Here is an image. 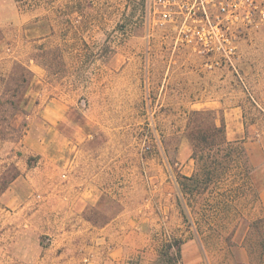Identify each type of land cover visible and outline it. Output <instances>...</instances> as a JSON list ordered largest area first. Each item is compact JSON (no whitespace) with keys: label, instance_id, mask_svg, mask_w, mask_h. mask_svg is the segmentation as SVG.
<instances>
[{"label":"rangeland","instance_id":"rangeland-1","mask_svg":"<svg viewBox=\"0 0 264 264\" xmlns=\"http://www.w3.org/2000/svg\"><path fill=\"white\" fill-rule=\"evenodd\" d=\"M158 8L0 0V125H27L18 143L0 141V188L20 173L0 191V264H89L118 217L113 228L142 231L155 264H264L254 194L233 216L187 220L177 200L179 177L196 171L187 137L200 111L240 137L260 194L264 25L205 45L191 18Z\"/></svg>","mask_w":264,"mask_h":264},{"label":"trees","instance_id":"trees-1","mask_svg":"<svg viewBox=\"0 0 264 264\" xmlns=\"http://www.w3.org/2000/svg\"><path fill=\"white\" fill-rule=\"evenodd\" d=\"M5 103L0 98V105ZM12 110L19 112L20 103L14 105ZM7 111L8 109H3V112ZM211 114L212 111L194 112L197 119L187 137L196 171L191 176L181 175L178 180V206L186 220L192 214L200 215L201 211L206 212V217L228 214L233 216L234 212H239L241 201L247 200L253 194L256 203L262 206L260 194L252 180V168L244 143L240 140L229 141L225 136L224 124L218 126L215 118L208 125H204L203 120ZM26 126L25 123L0 125V141L18 143L26 135ZM13 170L0 191L19 177L16 167ZM227 182L229 189L215 196L214 190L220 189ZM204 200L206 203L203 206L213 209L199 207L200 211H197L194 205H199ZM211 201L217 206L212 207ZM180 244L181 241L176 242L179 252Z\"/></svg>","mask_w":264,"mask_h":264},{"label":"built area","instance_id":"built-area-1","mask_svg":"<svg viewBox=\"0 0 264 264\" xmlns=\"http://www.w3.org/2000/svg\"><path fill=\"white\" fill-rule=\"evenodd\" d=\"M162 8L184 14L205 45H226L232 42L227 34L233 28L264 25V0H159ZM192 29V28H191Z\"/></svg>","mask_w":264,"mask_h":264},{"label":"crops","instance_id":"crops-1","mask_svg":"<svg viewBox=\"0 0 264 264\" xmlns=\"http://www.w3.org/2000/svg\"><path fill=\"white\" fill-rule=\"evenodd\" d=\"M227 136L229 141L240 139L229 129ZM252 161H255L253 156ZM260 197L264 209V184L260 187ZM122 218L125 217L116 218L100 231L103 239H108V246L105 249H96L95 257L89 264H155L156 259L147 258L149 248L144 244L145 236L142 231H130L125 227H123L124 229L113 228ZM185 258L184 252L183 259L185 260Z\"/></svg>","mask_w":264,"mask_h":264}]
</instances>
